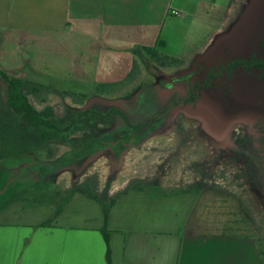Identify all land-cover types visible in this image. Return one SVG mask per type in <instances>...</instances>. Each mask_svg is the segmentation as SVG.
I'll return each mask as SVG.
<instances>
[{
  "label": "crops",
  "instance_id": "1",
  "mask_svg": "<svg viewBox=\"0 0 264 264\" xmlns=\"http://www.w3.org/2000/svg\"><path fill=\"white\" fill-rule=\"evenodd\" d=\"M198 2L190 8L183 0H0V59L7 49L33 44L34 78L21 79L58 82L49 77L50 71L62 65L63 81L71 82L65 85L93 89L99 82L122 81L133 70L136 47L167 44L164 33L172 21L171 10L197 12ZM219 30L211 40L220 35ZM58 49L63 51L61 60L54 57ZM89 82L93 84L85 86ZM4 151L3 142L0 264H262L252 238L196 235V231L177 228L194 209L173 207L179 197L168 194L166 185L156 192L149 188L124 192L127 180L112 191L111 197L122 194L109 215V247L101 232V205L80 193L56 218L51 205L16 201L4 206L40 178L37 162L27 170L19 169L23 168L19 158L26 154ZM71 178L70 172H63L56 184L68 189ZM179 211L187 214L173 223Z\"/></svg>",
  "mask_w": 264,
  "mask_h": 264
},
{
  "label": "rangeland",
  "instance_id": "2",
  "mask_svg": "<svg viewBox=\"0 0 264 264\" xmlns=\"http://www.w3.org/2000/svg\"><path fill=\"white\" fill-rule=\"evenodd\" d=\"M183 1L190 8L198 2V0ZM198 3L199 11L191 13V11L182 10L183 16H172V21L168 24L169 30L164 33L167 44L158 46L160 54L185 61L184 66L189 69H192V60L198 54L207 52L218 38L231 30V26L247 9L253 7L254 0H199ZM238 25L241 27V21H238ZM218 29L223 32L221 31L218 37L216 35L211 40ZM210 40L212 42L208 47ZM62 53L60 49L54 51L56 60H61ZM139 54L137 65L131 76L105 87L103 96L108 99L126 96L134 93L145 83H166L170 78L181 73L178 68H163L165 76L157 70L150 72L152 67L148 68L149 60L145 61ZM35 64L37 63L34 61L33 44L13 47L5 50L3 58L0 59V71L18 78H26L25 76L34 78ZM62 69V65H54L49 77L59 81L43 82V84H53L59 92L64 89H73L75 93L86 92L88 97L80 98L75 95L73 98H65L59 92L43 94L41 97L30 95V102L38 110L51 105L58 115L63 116L67 105L85 106L89 97L93 95L97 83L93 85V89L65 85L71 82L63 81ZM87 84L90 87L93 83H85V86H88ZM8 95L9 84L0 74V145L7 139L6 134L2 133L6 127L18 129V125H22L8 106ZM40 99H45V102ZM223 107V101H213L203 112L193 114L185 110L175 114L165 128L155 133L142 145L130 148L120 159L121 163L117 168L111 165L112 159L108 155L102 156L88 169L82 181L92 179L99 193H102L110 181L109 196L112 191L121 189L127 180L132 186L144 184L145 188L155 192L157 187L166 185L170 189L168 192L175 193L179 197L172 202L173 207L176 209L182 207L184 211L187 207L194 209L188 221L183 220L182 226L179 225L177 228L196 231V235L238 233L237 229L229 228L227 223L241 217L242 212L240 213L238 205V201H241L252 228L251 230L248 226V231L250 229V234H256L264 244V183L261 184L256 180L248 163L253 147L251 137L257 133L258 123L264 126V86L249 94L242 112L228 125L221 124L218 120ZM113 126L116 125L105 124L97 128ZM92 131L93 129L90 130L87 127L73 136L75 139H80V142L73 141L67 145L54 147L57 155L53 160L67 152L81 149L82 142L93 138ZM25 137L30 148L24 152L26 155L19 158L23 159V168L19 167V169L27 170L33 162H37L39 169L40 161L47 160L46 154L36 146L39 139L32 137L29 130L25 131ZM8 147L12 149L11 145L5 146L7 150H9ZM7 150L4 153H8ZM11 154H14V150H11ZM58 188L65 191L59 186ZM189 188L188 193H183L182 189ZM185 194L190 196H184ZM30 203L32 202H28ZM175 214L178 220L173 219V223L180 222L181 216L187 213L183 214L179 211ZM241 225L243 229L246 227V224Z\"/></svg>",
  "mask_w": 264,
  "mask_h": 264
},
{
  "label": "trees",
  "instance_id": "3",
  "mask_svg": "<svg viewBox=\"0 0 264 264\" xmlns=\"http://www.w3.org/2000/svg\"><path fill=\"white\" fill-rule=\"evenodd\" d=\"M164 45L165 43L160 41L154 47H136L134 54L137 59L133 70L140 53L139 56L145 61L149 60L148 68L152 67L150 72L157 70L163 75V68H178L181 73L177 76L170 78L166 83H145L134 93L114 99L106 98L102 92L105 87L112 86L116 82H99L95 85L93 95L89 97L85 106L67 105L63 116L58 115L51 105L38 110L29 100L30 95L41 97L43 94H55L59 92L56 87L10 76L0 71L9 84L8 106L22 124L18 125V129L10 127L4 129L2 133L7 136L4 147L11 145L14 153H24L30 148V144L25 139V131L29 130L32 137L39 139L36 146L45 152L47 159L39 163V180L14 194L4 206L16 201L51 205L55 208L54 217L56 218L72 197L80 193L101 205L104 214L101 232L109 247V215L122 193L113 197L109 196L110 181L102 193L98 192L92 179L82 181V177L87 174L94 162L108 155L112 159L111 165L117 168L121 163L120 159L130 148L142 145L155 133L165 128L172 116L185 110L193 114L203 112L213 101L224 102L218 120L221 124L228 125L242 112L245 100L252 92L249 86L255 85L258 88L264 85V61L255 65L263 68L258 76L262 79L250 83L251 75L249 81L244 77V73L251 68L246 65L244 52L235 46H229V43L224 40L218 42L217 46H211L207 52L198 54L192 60V69L185 67L186 62L181 59L160 54L158 46ZM131 74L132 72L128 76L130 77ZM74 91L64 89L59 93L65 98H73L75 95L80 98L88 97L86 92L75 93ZM40 100L45 102V99ZM105 124L116 126L97 128ZM87 127L90 130L93 129L92 139L82 142V147L78 151L67 152L53 160L57 155L54 147L67 145L73 141L80 142V139H75L73 136ZM256 127L258 131L254 137H251L253 147L248 163L256 180L262 184L264 183V126L258 123ZM14 146L16 147L13 148ZM8 149L10 150V147ZM9 150L7 154L12 155ZM66 171L72 174V182L70 188L62 191L58 188L56 179ZM144 188V184H137V186L129 184L124 192ZM182 191L188 193L190 188L182 189ZM238 202L240 213L242 212L241 217L226 223L229 228H235L239 232L233 235L225 234V236L252 238L256 243L260 260L264 264V244L256 234H250L252 228L248 214L243 209L242 202ZM48 224H51V221L44 222L41 226ZM241 224H246L247 230L240 227Z\"/></svg>",
  "mask_w": 264,
  "mask_h": 264
},
{
  "label": "flooded vegetation",
  "instance_id": "4",
  "mask_svg": "<svg viewBox=\"0 0 264 264\" xmlns=\"http://www.w3.org/2000/svg\"><path fill=\"white\" fill-rule=\"evenodd\" d=\"M238 21H241V27L238 25ZM222 40L228 42L229 46H235L244 52L246 65L251 66L244 73L247 81H249L250 75V83L262 79L258 76L263 68L255 65L264 61V0H254L253 7L247 9L241 18L231 26V30L223 37L218 38L212 46H217L218 42ZM262 86L257 88L255 85H251L249 90H258Z\"/></svg>",
  "mask_w": 264,
  "mask_h": 264
},
{
  "label": "built area",
  "instance_id": "5",
  "mask_svg": "<svg viewBox=\"0 0 264 264\" xmlns=\"http://www.w3.org/2000/svg\"><path fill=\"white\" fill-rule=\"evenodd\" d=\"M182 14H183L182 11H179V10H176V9L171 10V15H173L175 17L183 16Z\"/></svg>",
  "mask_w": 264,
  "mask_h": 264
}]
</instances>
